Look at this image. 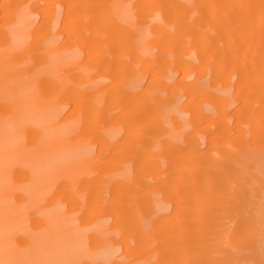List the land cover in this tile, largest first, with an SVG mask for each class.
Instances as JSON below:
<instances>
[{"label":"bare ground","instance_id":"6f19581e","mask_svg":"<svg viewBox=\"0 0 264 264\" xmlns=\"http://www.w3.org/2000/svg\"><path fill=\"white\" fill-rule=\"evenodd\" d=\"M0 264H264V0H0Z\"/></svg>","mask_w":264,"mask_h":264}]
</instances>
